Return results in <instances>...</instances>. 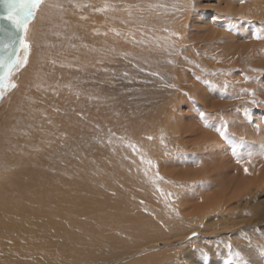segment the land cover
<instances>
[{
    "label": "rangeland",
    "instance_id": "obj_1",
    "mask_svg": "<svg viewBox=\"0 0 264 264\" xmlns=\"http://www.w3.org/2000/svg\"><path fill=\"white\" fill-rule=\"evenodd\" d=\"M88 1L44 0L36 11L27 60L10 82L15 88L0 98V142L33 132L19 102L40 66L56 65L57 54L95 31L87 13L83 21L79 14ZM153 2V20L139 29V52L110 66L101 92L114 113L125 111L123 119L141 118L128 143L116 135L122 122L111 115L109 137L132 149L147 190L141 201L155 214L152 223L141 217L128 247L85 235L69 247L68 264H264V157L258 159L257 139L264 135V0ZM87 52L74 67L85 83L103 68ZM225 125L222 139L214 129ZM238 190L241 200L232 197ZM202 213L208 216L194 219Z\"/></svg>",
    "mask_w": 264,
    "mask_h": 264
},
{
    "label": "bare ground",
    "instance_id": "obj_2",
    "mask_svg": "<svg viewBox=\"0 0 264 264\" xmlns=\"http://www.w3.org/2000/svg\"><path fill=\"white\" fill-rule=\"evenodd\" d=\"M154 4L153 0H89L79 14L87 13L84 19L95 31L74 42V50L67 47L64 54H57L56 65L45 69L40 66L35 71L25 98L19 102L27 112L23 113L31 116L33 132L29 136L20 133L15 142L13 138L0 142L6 150L0 154V264H68L74 262L66 258L73 252L69 247L85 235H103L109 246L119 243L128 247L140 229L137 222L141 217L148 215L152 223L150 216L155 212L142 202L147 190L132 149L109 137L115 126L107 122H111V115L119 119L122 123L116 135L131 143L133 124L141 118L130 115L124 120L125 111L114 113L101 88L107 84L110 66L118 67V59L127 57L132 49L139 52V29L153 20ZM80 17L83 21V15ZM74 30L69 33L73 35ZM79 42L81 48L76 49ZM88 49L103 68L85 83L74 67L89 55ZM88 65H92L91 58ZM93 70L99 73L97 67ZM16 71L6 83L12 81ZM77 88L81 93L77 94ZM17 110L15 114L20 115ZM20 127L18 132H25L28 126ZM257 139L262 145L258 146L261 160L264 135ZM238 193L232 197L240 199ZM206 213L194 219L207 217ZM115 233L124 236L116 237Z\"/></svg>",
    "mask_w": 264,
    "mask_h": 264
},
{
    "label": "snow or ice",
    "instance_id": "obj_3",
    "mask_svg": "<svg viewBox=\"0 0 264 264\" xmlns=\"http://www.w3.org/2000/svg\"><path fill=\"white\" fill-rule=\"evenodd\" d=\"M44 0H0V20L7 25L0 27V98L15 84L6 83L14 69H18L27 60L29 44L24 37L28 26L35 18L36 11L43 5ZM259 39L260 37H254ZM21 49L25 53L20 55ZM205 113L200 112L203 118ZM222 139L227 138V125L214 129ZM245 169V173H247ZM195 235V233L193 234Z\"/></svg>",
    "mask_w": 264,
    "mask_h": 264
},
{
    "label": "water",
    "instance_id": "obj_4",
    "mask_svg": "<svg viewBox=\"0 0 264 264\" xmlns=\"http://www.w3.org/2000/svg\"><path fill=\"white\" fill-rule=\"evenodd\" d=\"M7 25V22L6 21H3V20H0V27H3V26H6ZM21 52H22V49L20 51V55H21ZM15 70V69H14ZM13 70V71H14Z\"/></svg>",
    "mask_w": 264,
    "mask_h": 264
}]
</instances>
